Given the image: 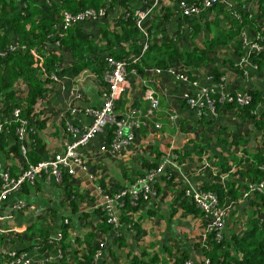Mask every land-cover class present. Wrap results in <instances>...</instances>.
<instances>
[{
    "label": "crops",
    "instance_id": "obj_1",
    "mask_svg": "<svg viewBox=\"0 0 264 264\" xmlns=\"http://www.w3.org/2000/svg\"><path fill=\"white\" fill-rule=\"evenodd\" d=\"M226 1L213 6L202 16L186 18L172 0H129L126 7L116 4L109 8L106 17L99 22L80 24L82 32L101 54L96 57L101 58L112 54L106 50L100 26L120 32L118 20L123 15L132 14L135 18L137 11L151 7L144 20L148 48L178 33L174 39L180 48L193 50L210 45L206 55L213 63L187 66L193 81L178 79L166 71L156 73L152 70L161 66H143L144 54L140 50L143 55L140 61L141 54L136 55L133 50V46H140L137 40L114 42L112 51L122 54L120 59L143 66L142 72L135 67L126 68L125 80L115 101V113L122 116L131 106L146 108L151 93L159 101L158 108L151 118L140 124L128 146L119 151L110 149L112 128L106 126L78 149L82 164L76 167L73 176H67L61 182L39 176L7 195L0 204V250L23 251L28 264H48L55 259L62 244L56 233L66 228V241L70 246L65 253L71 257L72 264H75L74 258H81L92 246L99 247V261L106 264H129L135 254L149 261L147 264H176L182 256L192 264H203L204 254L198 245L206 221L184 209L183 189L187 185L202 188L215 181L217 174H220V182L221 177L229 181L238 178L235 161L241 156L243 145L230 143L234 134H244L247 139L245 145L251 152L258 151L261 146V133L253 121L242 118L237 109L220 108L209 123H203L198 111L188 107L182 99L185 92L217 86L210 76L214 66L223 73L227 88L264 92V62L259 67L249 59L241 63L243 48H238L243 37L253 41L259 32L263 33L264 18L257 19L255 26H242L237 34L212 44L216 33L237 29L226 16L230 11L221 10L222 5L224 8L232 7L242 1L243 9L258 13L259 0ZM139 40H142V35ZM58 52V68L67 71L56 78L38 99L29 120V131L36 134L38 143L32 146L28 132L25 135L27 151L22 155L13 135L8 133L1 137L0 175L4 170L11 177L21 173L27 163H31L30 152L43 160L63 151L65 145L91 123L90 111L101 106L102 82L99 75L88 68L74 73L68 69L74 60L71 49ZM237 65L244 68L243 72L235 68ZM260 108H264V102ZM155 123L160 127L156 128ZM71 127L78 130L75 135ZM170 148H177L184 157L171 177L162 178L166 175L162 174L153 186L155 194L136 210L125 211L116 206L117 213H127L134 219L139 232L124 224L104 231L101 227L102 195L129 188L143 170L159 161ZM205 161L210 164L206 169L202 168ZM260 205L254 191L243 193L231 203L221 231L223 237L229 238L243 231L253 214L264 217V206ZM64 219L68 223H64Z\"/></svg>",
    "mask_w": 264,
    "mask_h": 264
},
{
    "label": "trees",
    "instance_id": "obj_2",
    "mask_svg": "<svg viewBox=\"0 0 264 264\" xmlns=\"http://www.w3.org/2000/svg\"><path fill=\"white\" fill-rule=\"evenodd\" d=\"M128 1L0 0V138L10 133L14 136L16 147L20 151L17 129L21 125V120L26 119L27 133L29 132L28 134H30L32 146L37 145L38 139L36 134L29 131L31 127L29 120L38 99L48 91L56 78H59L63 72L67 71V69L60 71L58 68L60 63L58 51L61 49H71L72 51L74 60L68 69L77 73L83 68H88L100 75L105 61L103 57H96V55L100 54L98 48L82 32L80 28L82 22H77L66 28L64 27L62 24L64 13L75 14L87 8H102L105 11L104 17H106L109 8L116 4H123L126 7ZM258 3V13H251L243 9L241 6L242 1L232 7L225 6L224 8L222 5L220 7L221 10L224 12L230 11V13H226V16L237 26V29L223 30L224 34L216 33L212 44L224 40L223 37L237 34L242 26H255L257 19L264 18V0H259ZM220 4H224V2L222 0H215L213 5L206 10ZM204 13L205 11L199 16H202ZM234 13L237 14V17L234 16ZM103 18L90 22H99ZM118 24L121 27L120 32H115L104 26H100V32L106 41V50L111 51L110 54L114 58L122 60L120 59L123 57L122 54L112 51L114 46L112 44L123 40L139 41L142 34L136 27L135 18L132 14L128 16L123 15L118 20ZM196 30H198L197 27ZM176 34L178 35V33ZM176 34L168 37L157 46L154 45L147 48L142 53L144 57L140 53L141 46L139 45L133 46L134 53L136 55L141 54L140 61L143 57V66L145 64H155L162 68L178 66L179 70L185 74L186 79L193 81L194 78L186 67L213 63V60L206 55V50L210 45L193 50L180 48L174 39ZM259 34L260 37L253 40L260 45L259 50L246 49L243 43L241 45V42L238 44V48L241 50L243 48L242 56L247 55L248 59L257 67L261 66L264 62V30L263 33L259 32ZM10 46L16 47L10 48ZM151 51L153 53L149 56ZM146 61H151V63H146ZM125 66L126 68L135 67L140 72L143 71V66L141 67L138 62L129 61L125 63ZM235 68L240 69L241 72L244 70L239 65ZM222 75L223 73L216 66L210 71V76L217 86L224 82ZM228 91V99L223 101L218 100L219 93L215 91L209 92L210 96L215 99L213 103L215 113L220 108L237 109L239 115L244 119L252 120L255 128L261 133V146L258 151L251 152L245 145L247 139L242 132L232 136L230 139L231 144L243 145L240 150L241 156L235 161L238 178L231 181L226 179L220 182V176H218L220 174H217L215 181L201 188L202 190L214 193L220 206L230 201H235L243 193L251 191L250 186L264 184V108H260L261 103L264 102V92L262 93L253 89L247 90L249 99L246 103L240 105L236 101L237 91L233 87L228 88ZM14 109H19L18 117L12 116ZM212 117V114L205 112L204 109L201 110V120L203 123H209ZM111 128L112 130L114 129V127ZM171 151L175 155L174 159L176 161H182L184 157L177 148H172ZM28 156L31 163L40 161L39 157L34 153L30 152ZM157 164L158 161L147 168L156 167ZM143 173L144 170L139 176L143 175ZM170 173L164 175L162 178H170L172 172ZM67 176L65 175L63 178ZM252 191L257 194L261 202L260 206H264V193L259 189ZM182 195L184 196V209L200 215L207 221L204 212L191 198L185 195L184 189ZM145 200L142 196H138V199L133 200L126 195L123 205H118V209L120 207L121 210L134 211ZM101 213L103 215L101 227L104 231L107 232L119 224H124L129 229H136L139 232L136 222L127 213L123 212L119 214L116 211L117 225L108 221V215L104 211H101ZM247 222V226L243 231L229 238L223 237L222 233L218 237L217 230H211L207 233L205 245L199 242L198 246L202 250L204 257L209 259V264H264V217L253 214ZM66 239L67 231L64 228L61 231L60 237L62 254L59 258L53 259L48 264L71 263V257L65 253L66 248L70 246ZM97 253L99 255V247L92 246L81 258H74V262L75 264H106L99 261L98 256L96 257ZM185 260L186 257H179L176 264H185ZM148 262L135 254L131 256L129 264H147Z\"/></svg>",
    "mask_w": 264,
    "mask_h": 264
},
{
    "label": "built area",
    "instance_id": "obj_3",
    "mask_svg": "<svg viewBox=\"0 0 264 264\" xmlns=\"http://www.w3.org/2000/svg\"><path fill=\"white\" fill-rule=\"evenodd\" d=\"M172 1L178 5L181 15L184 17H191L199 16L202 12L207 11L206 9L211 7L215 0ZM222 1L227 3L226 0ZM150 9L151 7L145 11H137L135 13V25L142 34V40L138 41L141 46V53H144L148 48V33L144 25V20ZM104 16L105 11L102 8H87L75 14L65 12L62 24L66 28L77 22L94 21L101 19ZM234 16L237 17V14L234 13ZM259 37L260 35L258 34L256 38ZM242 43L249 49H260V45L257 42L247 40L244 37L242 38ZM15 47L16 46H10V48ZM103 59L105 62L99 75V79L102 82V103L99 108L90 111L93 117L91 123L81 131L79 136H76L73 141L67 143L63 151L55 153L50 158L40 160L36 163H27L21 173L15 177H11L9 172L6 170L2 171L0 175L2 179V184L0 186V204L11 192L17 190L23 183L33 181L36 177L44 176L46 179L53 178L56 182H61L65 175L73 176L75 174L76 167L82 164L81 154L78 149L87 144L97 132L101 131L106 126L114 127L109 141L110 149L113 151H119L133 141L140 124H142L145 119H149L154 115V110L158 108L159 101L152 95V93L150 94V103L146 108L131 106L122 116H118L115 113V101L120 87L125 80L127 69L122 60L116 59L112 55H104ZM247 60V55H244L239 59L241 63L246 62ZM152 70L156 73L166 71L175 75L178 79L186 80L185 74L179 70L178 66H169L166 68L154 67ZM222 79L224 82L215 88L199 87L194 92H185L182 95L183 101H185L188 107L196 109L200 116L202 109L213 116L216 115L217 113H215L213 105L215 99L210 96L209 92L215 91L216 93H219L218 100L220 101L228 99L229 91L224 77H222ZM193 84L196 83L194 82ZM248 99L249 95L247 91L236 92V101L238 104L242 105L246 103ZM18 115L19 109H14L12 116L18 117ZM170 117L174 119V116ZM26 125L27 120L23 119L21 120L20 127L17 129V136L20 141V151L22 155L26 154L27 151L25 143V135L27 133ZM154 126L156 128L160 127L159 123H155ZM70 129L74 135L78 132L77 129L72 127ZM171 149L172 148L161 155L156 167L147 168L144 170L143 175L136 177L135 181L129 188L118 190L112 194L102 195L100 209L108 215V221L117 225L118 219L116 206L123 205L126 195L133 200H136L138 199V196L148 199L150 195L155 194L153 186L157 182L158 178L162 174H169L178 167V161L174 159L175 155L172 154ZM208 167H210V164L205 161L202 168L206 169ZM223 180L225 179L221 177V181ZM250 187L251 191L259 189L264 193V184ZM184 193L204 212L205 217L207 218L202 233L201 243L204 244L207 238V233L211 230H217V236L220 237L221 231L225 225L227 210L234 201H230L229 203L220 206L218 205L217 197L214 193L202 190L201 187H194L193 185H187L184 187ZM18 205L19 203L17 206ZM64 223H68V220L64 219ZM60 237L61 232L56 233L58 241L60 240ZM61 254L62 251L59 246L55 259L59 258ZM97 256L98 253L96 257ZM0 264H28V259L26 253L23 251H6L1 249ZM185 264L192 263L191 261L186 260ZM203 264H209V259L204 257Z\"/></svg>",
    "mask_w": 264,
    "mask_h": 264
},
{
    "label": "clouds",
    "instance_id": "obj_4",
    "mask_svg": "<svg viewBox=\"0 0 264 264\" xmlns=\"http://www.w3.org/2000/svg\"><path fill=\"white\" fill-rule=\"evenodd\" d=\"M186 261V260H185Z\"/></svg>",
    "mask_w": 264,
    "mask_h": 264
}]
</instances>
